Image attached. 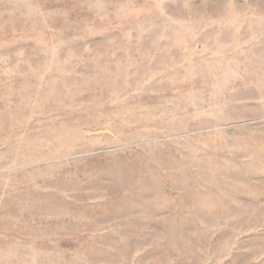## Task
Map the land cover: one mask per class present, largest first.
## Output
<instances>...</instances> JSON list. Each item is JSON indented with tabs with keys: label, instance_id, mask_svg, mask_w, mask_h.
<instances>
[{
	"label": "rangeland",
	"instance_id": "rangeland-1",
	"mask_svg": "<svg viewBox=\"0 0 264 264\" xmlns=\"http://www.w3.org/2000/svg\"><path fill=\"white\" fill-rule=\"evenodd\" d=\"M0 264H264V0H0Z\"/></svg>",
	"mask_w": 264,
	"mask_h": 264
}]
</instances>
